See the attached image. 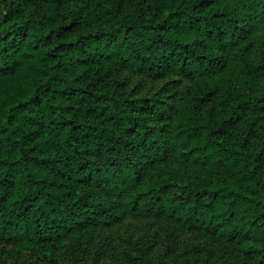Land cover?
Returning a JSON list of instances; mask_svg holds the SVG:
<instances>
[{
    "label": "trees",
    "instance_id": "trees-1",
    "mask_svg": "<svg viewBox=\"0 0 264 264\" xmlns=\"http://www.w3.org/2000/svg\"><path fill=\"white\" fill-rule=\"evenodd\" d=\"M124 71L191 88L159 107ZM129 217L264 264V0H0V246Z\"/></svg>",
    "mask_w": 264,
    "mask_h": 264
},
{
    "label": "rangeland",
    "instance_id": "rangeland-1",
    "mask_svg": "<svg viewBox=\"0 0 264 264\" xmlns=\"http://www.w3.org/2000/svg\"><path fill=\"white\" fill-rule=\"evenodd\" d=\"M122 94L131 99L151 100L159 107L174 104L175 94L190 90L189 82L172 76L150 79L140 72L124 71ZM177 94V95H178ZM171 230L165 221L129 217L120 225L98 231L92 239L60 246L54 258H41L32 247L24 246L17 256L13 247L0 246V264H196L204 260V253L198 252L199 245H207V251L217 254L218 247L204 236L194 232L176 234L168 241ZM222 254H217L218 264H223ZM207 258H209L207 256ZM43 259V260H41ZM194 260V261H193ZM231 264H243L234 257ZM223 262V263H222ZM227 264V262H226Z\"/></svg>",
    "mask_w": 264,
    "mask_h": 264
}]
</instances>
